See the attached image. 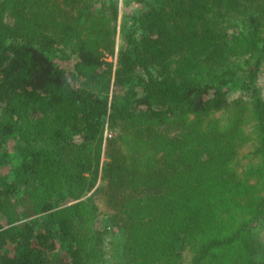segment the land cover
Segmentation results:
<instances>
[{
  "label": "trees",
  "instance_id": "1",
  "mask_svg": "<svg viewBox=\"0 0 264 264\" xmlns=\"http://www.w3.org/2000/svg\"><path fill=\"white\" fill-rule=\"evenodd\" d=\"M48 1L0 0V169L12 166L10 180L0 176V213L17 205L25 211L22 220L36 216L0 228V264H184L188 242L195 245L192 264H242V254L253 251V230L264 220L262 198L245 197L244 188L233 192L231 180L222 178L220 190L193 191L188 178L200 162L190 154L175 160L173 151L146 149L139 159L115 145V155L107 150L101 162L102 134L105 125H129L154 135V128L190 116L209 117L240 103L228 101L238 89L261 120L264 151V103L256 86L264 59V0H128L141 7L120 26L124 44L116 64L106 61L114 57V42L103 38L91 45L85 35L97 29L96 15L112 0H82L76 11ZM111 12L116 21L117 1ZM64 51L66 59H79L72 72L56 63ZM245 55L250 59L242 64ZM139 68L149 78L134 90ZM150 69L162 76L175 70V82L152 77ZM76 71L87 75L86 88L75 86ZM234 127L221 129L218 149L203 148L208 165L222 158L224 166V157L235 154ZM124 161L132 170L131 190L147 187L145 202L114 190ZM250 170L264 174V155ZM210 197L221 199L225 210L245 201L241 212L249 217L220 220ZM93 215L96 226L87 231L84 216ZM223 233L228 236L218 239ZM259 260L264 264V253Z\"/></svg>",
  "mask_w": 264,
  "mask_h": 264
},
{
  "label": "rangeland",
  "instance_id": "2",
  "mask_svg": "<svg viewBox=\"0 0 264 264\" xmlns=\"http://www.w3.org/2000/svg\"><path fill=\"white\" fill-rule=\"evenodd\" d=\"M117 1V16L116 21L112 20L111 15V7ZM82 2V0H75L74 5L70 3L69 6L66 5L65 0H49L47 5H55L57 8L68 10L69 8L72 11H76L79 9L75 6ZM116 6V5H115ZM141 5L137 2L129 3L128 0H112L108 3L107 8L104 9L102 15H96L95 23L97 24V29L93 31H87L88 34H85L86 37L88 36V40L92 45L95 42H100L103 40H107L109 43H115V50H114V57L108 56L106 61L113 62L116 64V54L117 50L120 48L121 41L120 38V26L123 24L128 25V13H132L134 10H138ZM95 7H91L93 10ZM14 10V9H13ZM91 12V11H90ZM61 17L56 18V21L53 22V26L58 27L57 20ZM30 19V18H29ZM31 20L29 21V23ZM87 22V21H86ZM105 24V30L102 31V27ZM116 24V31L113 32L114 25ZM89 25L85 23V26ZM225 30L228 31L227 26L224 24ZM264 30V29H263ZM84 32V31H83ZM85 33V32H84ZM264 35V34H263ZM242 57V56H241ZM250 56H243L241 59V63L247 62ZM79 59L75 56L73 58L66 59L65 51L60 55L56 63L61 65L62 68H67L70 72H72V68L74 64ZM253 60V58H252ZM210 60L207 59L206 62ZM253 62V61H252ZM221 63V62H216ZM214 64V65H215ZM141 67V66H140ZM151 76L154 78H159V80L165 79L168 81H174L175 77V70L165 71V76L159 75L156 69H150ZM149 78V73L145 71L143 68H139L136 75V81L133 84L134 90H140V88H144L145 84ZM74 84L79 88H86L87 87V75L81 73L79 71L74 72ZM257 83V90L258 95L264 103V59L259 67V72L256 79ZM200 83L205 82V80L199 79ZM111 90V89H110ZM91 92L96 94L99 91L92 89ZM111 94V91H110ZM241 100L240 103L236 105H228L223 111L219 112L218 114H211L209 117L205 116H198V117H188L184 121H178L172 124L171 126L164 125L163 127L154 128L156 131L154 135H150L149 131H143L140 128H132L131 126H125L127 129L124 130L123 127L119 128H109L108 125H105L103 134H102V153H101V162L107 161V150L112 154V157L115 155L113 152V146H120L122 151L128 157L139 155V159H145V151L153 150L156 153L162 154H170L171 151L174 152V159H180L183 156H188V154L196 157L199 159L197 165L199 168L197 170L196 176H190L188 180H193L191 183L193 191L195 189H199L200 191L206 190H213L217 191L221 189V178L226 181H230L229 186L233 189V192L238 191V188H244V191H248V195L245 197L250 198L251 200H255L256 198H262V203H264V174L263 175H256L251 172L250 169L254 168L257 169L259 164L261 163L264 155V151L262 148L261 138V120L255 117V114L251 113L250 111L253 108L251 104V98H249L248 94L240 91L238 89H234L228 94V101ZM235 126L230 132L229 136L233 142L237 145L234 152L235 154L228 155L224 157L226 165L223 166L222 158L218 159L215 163H211L208 165L207 163L210 162L209 154L203 152V148L210 149L211 148H219L221 144V129L224 127ZM236 131V132H235ZM237 133V134H236ZM204 135V137H203ZM115 140L116 143H113ZM175 142L178 144L177 147L172 149L171 142ZM208 144V146H206ZM107 147H109L107 149ZM169 148L171 150L165 149ZM106 149V150H105ZM233 152V153H234ZM231 154V152H229ZM159 155V157H160ZM237 156L242 158L243 166L241 167L237 165ZM124 177L120 178V184L114 188L116 192H118L122 198H134L140 199L145 202L148 197L149 193L147 192L146 186H141L139 188V192H133L131 190V176L132 170L131 166L128 161H124ZM12 166L7 165L3 169H0V176L2 178H7L10 180L12 178ZM245 172V174H244ZM245 177L247 178V182H244ZM177 184H182V182H176L174 186ZM130 185V186H129ZM181 186V185H179ZM190 186V185H189ZM249 186V187H247ZM185 188H187L185 186ZM246 189V190H245ZM95 190L89 193L86 197L88 198ZM192 191V192H193ZM142 192V193H140ZM221 192V191H220ZM193 196L191 195V198ZM187 199V198H186ZM210 207L212 208L213 213L217 215V217L221 220V216L224 218H233L236 216L238 217H245L248 218V215H245L243 212V207L246 205L245 201L237 200L233 207H229V210H225V206H221V199H216L210 197ZM69 202V201H68ZM99 205L103 206V201H98ZM73 203L69 202L66 206H69ZM63 208V207H62ZM23 206L12 205L9 206L6 210L0 213V228H6L9 226H16L19 223L35 219L36 216L29 217L25 220H22L23 215ZM21 216V217H20ZM84 227H86L87 231H90L93 226H96L94 215L93 216H84ZM109 222L104 220L101 221V224L104 226H109ZM213 231H217V227L213 229ZM228 234L223 233L222 236L220 235L218 239L223 237L226 238ZM213 238L212 236H210ZM253 251L248 253H243V258L239 259L238 261L242 264H252L250 259L258 258L255 261V264H258L260 254L264 253V220L257 223V228L253 230ZM188 248H186V258L183 261L184 264H192L194 249L192 246H195L192 242H188ZM11 252L10 250H8ZM256 254V257H255ZM97 261H101V258H97ZM237 261V262H238ZM236 262V263H237ZM263 264V262H261Z\"/></svg>",
  "mask_w": 264,
  "mask_h": 264
}]
</instances>
